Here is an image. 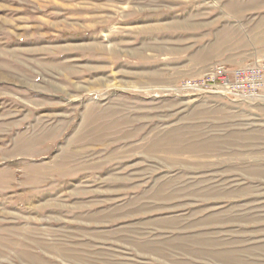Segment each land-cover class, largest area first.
<instances>
[{
  "label": "rangeland",
  "instance_id": "rangeland-1",
  "mask_svg": "<svg viewBox=\"0 0 264 264\" xmlns=\"http://www.w3.org/2000/svg\"><path fill=\"white\" fill-rule=\"evenodd\" d=\"M0 264H264V0H0Z\"/></svg>",
  "mask_w": 264,
  "mask_h": 264
},
{
  "label": "built area",
  "instance_id": "built-area-1",
  "mask_svg": "<svg viewBox=\"0 0 264 264\" xmlns=\"http://www.w3.org/2000/svg\"><path fill=\"white\" fill-rule=\"evenodd\" d=\"M224 80H226V79H224Z\"/></svg>",
  "mask_w": 264,
  "mask_h": 264
}]
</instances>
